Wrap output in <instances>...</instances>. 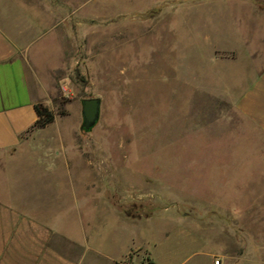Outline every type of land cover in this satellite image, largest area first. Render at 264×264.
Masks as SVG:
<instances>
[{
  "label": "rangeland",
  "instance_id": "374dc122",
  "mask_svg": "<svg viewBox=\"0 0 264 264\" xmlns=\"http://www.w3.org/2000/svg\"><path fill=\"white\" fill-rule=\"evenodd\" d=\"M240 4L0 0V13L30 12L22 21L53 26L32 51L40 71L52 68L51 137L69 154L68 174L60 160L52 180L69 190L38 212L68 235L134 239L156 264H209L239 244L230 233L243 234L244 254L230 264H264L259 178L244 160L253 129L234 110L264 47L248 39L259 23ZM254 49L263 56L251 59ZM86 98L100 99L90 131L81 130Z\"/></svg>",
  "mask_w": 264,
  "mask_h": 264
},
{
  "label": "crops",
  "instance_id": "0c3cea01",
  "mask_svg": "<svg viewBox=\"0 0 264 264\" xmlns=\"http://www.w3.org/2000/svg\"><path fill=\"white\" fill-rule=\"evenodd\" d=\"M233 1L251 8V17L259 27L248 39L264 47V0ZM28 14L22 15L16 10L0 13L2 22L10 28L8 32L0 26V264H156L147 247L134 239L96 235L95 240L84 234L68 235L59 218L38 212L51 205L53 192L60 196L68 192L67 185L54 186L52 177L60 160L66 163L68 174L69 154L62 139L58 147H53L51 131L55 119L43 128H34L38 119L35 106L38 103L46 106L45 94L52 89L51 78L46 79L52 68L40 71L32 48L53 26L49 23L38 28L35 21H22V18H30ZM245 41V44L250 43L247 37ZM248 56L255 60L263 54L254 49ZM234 110L253 129V154L244 155V160L254 178H259L254 182V193L258 195L253 209L261 210L264 209L261 185L264 177V61L254 69L250 82L235 101ZM214 225L211 219L212 232ZM230 234L239 244L226 245L222 255H211L219 258L221 264H230L243 255L246 248L243 234ZM180 264H184L183 261Z\"/></svg>",
  "mask_w": 264,
  "mask_h": 264
},
{
  "label": "water",
  "instance_id": "95a60500",
  "mask_svg": "<svg viewBox=\"0 0 264 264\" xmlns=\"http://www.w3.org/2000/svg\"><path fill=\"white\" fill-rule=\"evenodd\" d=\"M100 99L86 98L82 100V131H90L99 121Z\"/></svg>",
  "mask_w": 264,
  "mask_h": 264
},
{
  "label": "trees",
  "instance_id": "16d2710c",
  "mask_svg": "<svg viewBox=\"0 0 264 264\" xmlns=\"http://www.w3.org/2000/svg\"><path fill=\"white\" fill-rule=\"evenodd\" d=\"M35 108L38 119L34 124V128H43L54 121V113L47 106L38 103Z\"/></svg>",
  "mask_w": 264,
  "mask_h": 264
},
{
  "label": "built area",
  "instance_id": "2783aa9c",
  "mask_svg": "<svg viewBox=\"0 0 264 264\" xmlns=\"http://www.w3.org/2000/svg\"><path fill=\"white\" fill-rule=\"evenodd\" d=\"M211 264H221V260L219 258H214Z\"/></svg>",
  "mask_w": 264,
  "mask_h": 264
}]
</instances>
